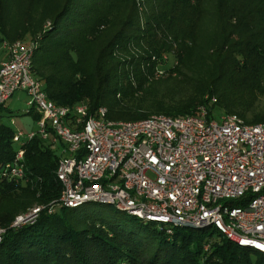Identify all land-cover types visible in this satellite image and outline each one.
I'll return each instance as SVG.
<instances>
[{
  "label": "trees",
  "instance_id": "obj_1",
  "mask_svg": "<svg viewBox=\"0 0 264 264\" xmlns=\"http://www.w3.org/2000/svg\"><path fill=\"white\" fill-rule=\"evenodd\" d=\"M1 39L36 43L33 73L59 105L103 106L110 120L202 107L209 117L220 110L264 123V0H0ZM165 83L174 99L146 96ZM0 122L1 165L13 157L14 130ZM24 148L28 182L0 183V264H264L263 253L216 230L169 233L116 207L133 222L78 206L11 227L56 203L62 188L54 145L35 135Z\"/></svg>",
  "mask_w": 264,
  "mask_h": 264
},
{
  "label": "built area",
  "instance_id": "obj_2",
  "mask_svg": "<svg viewBox=\"0 0 264 264\" xmlns=\"http://www.w3.org/2000/svg\"><path fill=\"white\" fill-rule=\"evenodd\" d=\"M0 43L7 54L0 62V107L22 91L28 96L24 113L39 115L37 130L14 131L17 147L0 165V183L28 182L24 145L38 135L59 155L61 194L49 213L111 204L169 233L209 228L264 254V123H246L234 113L216 119L202 107L197 114L110 120L103 106L91 112L85 102L59 105L33 73L36 43ZM41 209L13 225L33 223Z\"/></svg>",
  "mask_w": 264,
  "mask_h": 264
},
{
  "label": "rangeland",
  "instance_id": "obj_3",
  "mask_svg": "<svg viewBox=\"0 0 264 264\" xmlns=\"http://www.w3.org/2000/svg\"><path fill=\"white\" fill-rule=\"evenodd\" d=\"M256 2H260L261 0H255ZM6 51L2 48V45L0 43V62L3 61L6 58ZM241 60V59H240ZM243 60V59H242ZM255 61V60H253ZM170 62V60H169ZM264 80V77H263ZM171 90H173L167 83L165 84H152L149 88L148 93L146 96L151 99H164L170 101L171 99H174L171 93ZM28 100V96L25 92L22 91H16L9 100L5 103V106L0 109V116L2 118V121L8 125L14 130L19 131L23 130L25 133L30 131L37 130V126L32 119V116L30 114L24 113V110L26 109V102ZM201 107V105H198ZM257 109H264V94H259V98L257 101ZM223 111L217 110L214 114V117L216 119H219V117L223 114ZM234 114H237L242 118L241 115H239L236 112H232ZM253 113V112H252ZM13 121V123H11ZM17 147L16 144H14V149ZM57 151V146H54ZM58 153V151H57ZM99 209L107 216H114L117 217L123 221H127L132 223L133 221L130 220V216L123 212H116L115 208L111 204H102L99 202H88L84 203L81 206L77 208L78 211L82 212L85 210H95ZM60 210V208L58 209ZM138 224L141 222L140 219H136Z\"/></svg>",
  "mask_w": 264,
  "mask_h": 264
},
{
  "label": "water",
  "instance_id": "obj_4",
  "mask_svg": "<svg viewBox=\"0 0 264 264\" xmlns=\"http://www.w3.org/2000/svg\"><path fill=\"white\" fill-rule=\"evenodd\" d=\"M51 204H52V203H51ZM49 205H50V204H49ZM49 205H48V206H49ZM38 206L42 207L43 205H42V206H41V205H38ZM48 206H43V209H41L40 212H38V214H37V216H36L35 219H37V217L39 216V214H40L43 210H47V211H48ZM35 207H37V206H34L33 208H35ZM33 208L29 209V210H28L27 212H25V213H22V214L17 215V216L15 217V219L13 220V222H12V224H11V227L18 228V227H21V226H23V225H25V224H29V223L27 222V223L19 224L18 226L13 225L14 221L16 220V218H17L18 216H20V215H25V214L30 213V212L32 211ZM0 229H3V232L1 233V238H2V234L5 232V229H4V228H0Z\"/></svg>",
  "mask_w": 264,
  "mask_h": 264
}]
</instances>
